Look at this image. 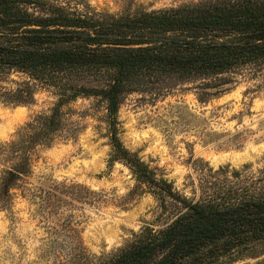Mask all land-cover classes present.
Returning <instances> with one entry per match:
<instances>
[{
    "label": "trees",
    "instance_id": "trees-1",
    "mask_svg": "<svg viewBox=\"0 0 264 264\" xmlns=\"http://www.w3.org/2000/svg\"><path fill=\"white\" fill-rule=\"evenodd\" d=\"M8 64L9 66H3ZM247 66L264 71V0H204L115 16L85 0H0V76H26L2 103L30 105L52 92L48 113L30 118L13 140L0 142V211L30 176L38 147L64 129V108L79 98L105 107L109 165L120 163L139 188L170 207L166 226L144 227L95 264H235L264 258V175L228 167L208 170L199 195L187 198L158 176L118 134L125 97L167 80L204 81ZM88 189L80 186V198ZM90 192V191H88ZM76 264H90L81 255Z\"/></svg>",
    "mask_w": 264,
    "mask_h": 264
},
{
    "label": "rangeland",
    "instance_id": "rangeland-1",
    "mask_svg": "<svg viewBox=\"0 0 264 264\" xmlns=\"http://www.w3.org/2000/svg\"><path fill=\"white\" fill-rule=\"evenodd\" d=\"M85 1L122 16L204 0ZM25 80L16 71L1 75L0 93ZM55 102L44 89L30 105L0 99V142L13 140L21 126ZM64 111V129L51 146L36 149L30 176L12 191L11 207L0 211V264H76L82 254L95 264L144 227L158 230L170 221L171 204L161 208L124 165H109L104 104L79 98ZM117 120L123 145L187 198L199 195V180L210 168L264 175V71L257 67L204 81L150 85L125 97ZM80 186L90 191L84 199ZM235 264H264V258Z\"/></svg>",
    "mask_w": 264,
    "mask_h": 264
},
{
    "label": "water",
    "instance_id": "water-1",
    "mask_svg": "<svg viewBox=\"0 0 264 264\" xmlns=\"http://www.w3.org/2000/svg\"><path fill=\"white\" fill-rule=\"evenodd\" d=\"M3 66H6V67H7V66H9V65H8V64H4Z\"/></svg>",
    "mask_w": 264,
    "mask_h": 264
}]
</instances>
